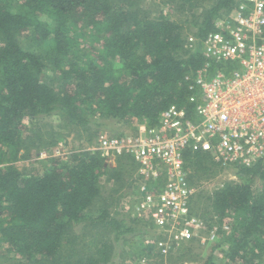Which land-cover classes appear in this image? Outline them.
<instances>
[{"label": "trees", "instance_id": "obj_1", "mask_svg": "<svg viewBox=\"0 0 264 264\" xmlns=\"http://www.w3.org/2000/svg\"><path fill=\"white\" fill-rule=\"evenodd\" d=\"M235 1L156 0L177 10L171 18L150 14L140 0H0V259L110 262L116 240L134 232L109 208L131 180H139L136 164L121 154L108 167L100 150L82 146L65 160L49 155L39 171H22L18 159L55 143L37 118L56 113L91 142L104 133L96 119L152 127L171 104L190 115L189 85L205 59L199 47L189 48L187 37L215 30ZM188 22L194 33L186 30ZM88 36H96L98 49L86 43ZM26 120L34 123L28 127ZM184 159L193 187L224 171L206 152L186 151ZM233 171L237 178L207 193L200 211L195 192L191 211L206 221L230 220L229 229L217 230L226 233L227 264H264V159ZM102 178L111 182L110 192ZM256 178L259 189L253 188ZM203 264L216 263L209 256Z\"/></svg>", "mask_w": 264, "mask_h": 264}, {"label": "built area", "instance_id": "obj_2", "mask_svg": "<svg viewBox=\"0 0 264 264\" xmlns=\"http://www.w3.org/2000/svg\"><path fill=\"white\" fill-rule=\"evenodd\" d=\"M215 25L204 37H187L189 48L199 47L205 59L189 85L190 115L171 104L157 125L139 124L136 132L116 137L102 133L93 148L106 159H133L136 212L150 221L154 246L163 254L182 249L206 228L191 211L196 189L188 180L186 151L208 153L223 170L264 159V0H236Z\"/></svg>", "mask_w": 264, "mask_h": 264}, {"label": "rangeland", "instance_id": "obj_3", "mask_svg": "<svg viewBox=\"0 0 264 264\" xmlns=\"http://www.w3.org/2000/svg\"><path fill=\"white\" fill-rule=\"evenodd\" d=\"M140 3L145 5L148 10H151L150 14H157V17L169 16L171 18H176L178 15L176 9H171L168 6H158L156 0H140ZM188 18V20L192 19L190 16H188ZM186 27L187 31L194 33L195 27L191 26L189 22L186 24ZM96 40V36L95 38L89 37L86 43L92 44L98 49L99 45L95 43ZM23 44L27 45V40H24ZM51 77L52 76H50V78ZM37 119L45 130L51 129L48 131L54 133L53 139L55 143L51 146H46L47 144L44 143V146L37 149L33 148L29 153L27 152L30 157L26 156L18 159L16 166L22 171H26L27 173L39 171L44 159L51 154L62 156L65 160L75 149L82 146L87 149H93L95 147L97 136H94L91 142L88 140V134L85 132H80L79 136L78 132L70 129L66 120L56 113L48 116H40ZM96 121H103L104 125L99 127L98 130L108 135H116L118 133L128 135L129 133H133V130L139 126V124H136L137 122L129 121L120 123L115 120L108 121L96 119ZM32 123L34 122L25 121L28 127L32 126ZM49 126L51 127L49 128ZM45 139L49 141V136L45 137ZM46 147H49L48 150ZM22 153L23 151L21 154ZM105 165L108 167L116 166L115 157L107 158L105 160ZM215 171H217V169H215ZM236 178L233 170L220 171L216 175L214 174L210 179L205 178V176L201 177V179L198 180L199 183L195 185L196 194L199 193L195 201V206L198 210L200 211V208L204 207L207 193L212 192L223 182ZM138 182V180H131L130 186L121 190L123 195L119 203L116 205L113 204L109 208L114 216L124 218L126 223L134 228V232L128 233L119 240H116L114 243L113 255L108 264H159L160 262H162L161 264H203L209 256L212 257L216 264H227L228 260L225 257V253L228 249V244L223 241L226 233H219L216 230L220 225L225 230L229 229L231 225L229 219L222 224H220L216 218L208 221L201 219L206 228L197 233L182 249L169 252L168 254H163L156 249L154 246L155 241H153L155 234L150 221L142 218L136 212L138 203L136 200L138 199L137 197L140 196ZM101 185L105 193L110 192L111 188H113L111 182H107L103 178L101 180ZM253 188H261V181L258 178L253 182ZM118 194L120 193L118 192ZM109 202L112 203L111 201ZM75 230L77 233L80 232L81 225L76 226ZM212 232L214 233L213 236ZM110 238L113 239V234L110 235ZM159 253L163 256L160 257ZM0 264H13V257L9 255L7 258L0 259Z\"/></svg>", "mask_w": 264, "mask_h": 264}]
</instances>
